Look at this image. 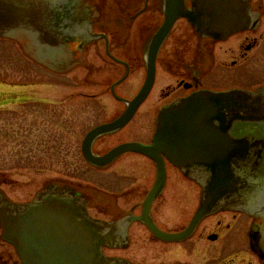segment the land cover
Segmentation results:
<instances>
[{"label":"flooded vegetation","instance_id":"af4514ba","mask_svg":"<svg viewBox=\"0 0 264 264\" xmlns=\"http://www.w3.org/2000/svg\"><path fill=\"white\" fill-rule=\"evenodd\" d=\"M20 1V29L0 35V40L17 45L24 63L28 59L51 61L48 63L57 71H63L56 76L74 86L69 95L86 97L82 102H60L67 113H82L83 120L88 121L77 145L80 161L71 163L72 168L90 173L88 182H83L86 190L67 186L84 196L92 219L114 224L113 243L104 241L103 253L130 264H264V175L257 183L261 186L251 212L231 207L209 212L189 235L170 240L165 235L191 226L204 199L206 180L189 176L159 152L163 180L156 196L145 204L157 183L156 160L138 150H126L98 165L85 157L83 149L84 139L92 130L117 120L130 104L133 106L124 125L101 132L90 142L93 158H101L123 144L152 146L162 110L194 94L264 88L253 83L257 50L263 39L259 30L264 27V0H250L258 14L255 29L220 39L200 36L187 18L178 17L155 54L149 47L165 22V0ZM184 5L190 10L192 1L184 0ZM148 79L151 82L145 90ZM57 83L52 86L54 91L58 86L62 89ZM52 103V113L56 114L58 101ZM4 104L0 102V107ZM76 104L80 105L75 108ZM250 134L243 131L231 136L249 138ZM208 144H212L211 149L218 145L199 137L195 150L201 152L203 146L209 150ZM206 166L200 161L196 164L198 170H206ZM36 193L12 201L28 204ZM237 193L245 200L250 190ZM0 264H21L14 246L4 240L1 225Z\"/></svg>","mask_w":264,"mask_h":264},{"label":"water","instance_id":"95a60500","mask_svg":"<svg viewBox=\"0 0 264 264\" xmlns=\"http://www.w3.org/2000/svg\"><path fill=\"white\" fill-rule=\"evenodd\" d=\"M191 1L189 10L184 0H165L166 19L152 39L150 53L155 54L178 17L187 18L200 36L216 39L255 29L258 24V14L250 0ZM20 7V0H0V35L20 29ZM36 61L57 69L48 63L49 60ZM150 82L149 79L146 81L145 90ZM132 106L130 104L114 122L102 125L86 136L84 155L98 165L111 161L126 150H138L156 160L159 164L157 183L145 204L153 200L163 180L159 152L180 165L189 176L206 180L204 199L191 226L181 233L167 234L166 238L178 240L186 237L202 216L218 209L231 207L252 211L254 196L261 186L257 183L264 175V88L194 94L162 110L152 146L123 144L101 158H93L89 151L90 142L97 134L124 125ZM243 131L251 133L250 137L231 136V133ZM199 137L218 145L211 149L212 144H208L209 150L203 146L201 152L196 151ZM198 161L207 165L206 170H198ZM245 188L250 194L243 200L237 191ZM237 196H240L239 200L235 198ZM0 225L4 240L14 246L21 264H130L103 253L104 241L113 243L114 224L92 219L83 195L67 185L50 183L28 204L14 202L0 191Z\"/></svg>","mask_w":264,"mask_h":264},{"label":"rangeland","instance_id":"374dc122","mask_svg":"<svg viewBox=\"0 0 264 264\" xmlns=\"http://www.w3.org/2000/svg\"><path fill=\"white\" fill-rule=\"evenodd\" d=\"M259 31L263 39L257 50L253 83L264 85V27ZM8 44L0 40V102L5 103L0 107V191L10 200H25L50 183L86 190L83 182H88L90 173L72 168L71 163L80 161L77 145L88 121L83 120L82 113L72 115L60 107L64 99L82 102L86 97L69 95L74 86L56 76L61 72L34 60L24 63L17 45ZM4 82L16 86L2 85ZM21 83L28 86H17ZM54 83L62 89L58 86L54 91ZM44 101L48 103H37ZM53 101L59 104L55 105L58 110L54 108L56 114L52 113Z\"/></svg>","mask_w":264,"mask_h":264}]
</instances>
